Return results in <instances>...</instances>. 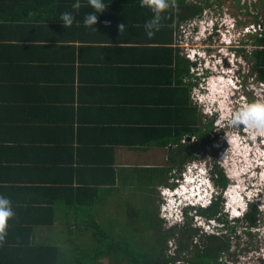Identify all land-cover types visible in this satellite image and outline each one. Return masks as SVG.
<instances>
[{
	"label": "crops",
	"instance_id": "1",
	"mask_svg": "<svg viewBox=\"0 0 264 264\" xmlns=\"http://www.w3.org/2000/svg\"><path fill=\"white\" fill-rule=\"evenodd\" d=\"M120 5L111 2L98 14V32L82 22L78 27L74 24L72 32L55 24H32V10L20 19L16 14L7 24L14 34L11 42L22 47L16 51L0 47V61L8 56L14 61L0 64V194L16 202L24 200L25 205V200L35 197L45 201L36 205L39 210L15 208L17 218L23 220L53 207L54 223L36 225V239L60 246L67 260L87 255L90 240L84 236L93 239L95 224L86 221V207L101 215L98 209L113 212L114 200L128 204L144 197L151 202L150 210L157 206L156 191L165 184L156 170L171 165L169 153L176 146L153 143L151 131L146 130L153 127L156 133L155 128L162 127L164 104L184 103L189 97V58L179 43L177 14L173 36L171 29H161L148 39L144 29L148 16ZM73 11L82 20L92 9ZM41 13L47 16L46 11ZM121 23L126 33L120 32ZM262 35L249 53L250 74L258 83L264 82ZM173 115L166 128L176 127L178 117ZM95 168L107 175L98 174L102 184H87ZM22 187L41 195L23 196ZM95 187L99 188L96 197ZM77 202L84 209L83 218L75 212ZM115 218L110 223L118 224ZM124 221V226L114 228L117 236H126L131 227L135 233L127 236L138 240V225H145V219L139 224ZM69 227L74 234L68 233ZM100 261L108 264L107 258Z\"/></svg>",
	"mask_w": 264,
	"mask_h": 264
},
{
	"label": "trees",
	"instance_id": "2",
	"mask_svg": "<svg viewBox=\"0 0 264 264\" xmlns=\"http://www.w3.org/2000/svg\"><path fill=\"white\" fill-rule=\"evenodd\" d=\"M114 1H116V3H121V9H135L134 12L142 11L143 15H150L146 9L140 8L138 0H112V2ZM261 1L264 4V0ZM72 2L73 0H0V23H3V25L0 26L2 27V32L0 33V47H10L13 49L12 51H16V48L22 47L16 45V42H11L14 41V34L7 24L9 23V20H12L16 14L17 18L20 19L19 17H23L25 12L32 10L33 14L31 16L32 18L30 19L32 24L47 23L52 26L55 24L56 26L63 27L61 22H59L60 13L63 11L74 12L72 8ZM201 2L202 0H196V2H192L193 4H191L189 0H176V7L171 10L169 18L164 21V25L161 28L163 29V32L166 29H171L173 36L175 23L174 15L177 14L178 16L177 19L179 26H181L183 23H189V19L192 20L203 9L202 5L200 4ZM87 8L88 6L86 4V0H82L81 12H85ZM43 11L47 12V16L42 15L41 12ZM98 21L100 22V19H98ZM262 25L263 30L260 34L255 35L253 44H255L257 38L261 39L263 37L262 34L264 33V21L262 22ZM20 26L24 28L23 25ZM69 30L72 32V27L69 28ZM0 64L10 65L14 64V61L12 59L10 60L8 56L2 59ZM178 66H180L178 70L181 71L182 66L180 59H178ZM190 68L191 63L189 61V78L193 76V74L190 72ZM194 85H196V83L189 81V97L184 103L164 104L162 112L163 115H165L163 117L165 119L162 121L163 124L160 129L155 128L156 133L152 132L154 130L153 127L150 128L151 130H146L147 132L151 131L153 138H151L150 141H153L152 139H154L153 143L156 142V144H161L163 148H166V146L169 145L176 146V153H169L171 165L158 168V170H156L158 174L161 172L160 182L165 185H169V174H171L172 171H175V167H177V170H180L188 161L190 162L192 160L198 159L194 151H199V148L202 147L200 151L203 152V154L207 152L206 141L207 138H209L211 131L214 129L212 122L207 126H203L202 118L198 112V108L191 100V90ZM174 112V118L178 117L176 119V123L174 124L176 127L172 126L171 129L166 128L165 124L173 120ZM147 136L148 138L151 137L149 134ZM191 137L199 138L201 143H188L187 141H189V138L191 139ZM215 153L216 151L213 150L212 154L215 155ZM200 157L201 156H199V158ZM100 169L101 170L95 168V176L92 178L91 182H88L87 184H102L101 179H97L98 174L104 176L107 174L102 168ZM218 182L223 187L227 186L228 179L223 172H221ZM10 188L13 189L14 187L10 186ZM78 189L81 191H88L87 188ZM94 189L96 191H94V196L96 197L99 188L95 187ZM21 194H23V196L24 194L27 196L30 194H35L36 196L40 193L39 191L37 192L36 189L33 190L31 188L22 187ZM36 198L37 197L32 200H25L27 201V205L24 204V200L19 202L14 201V199L12 200L15 208H20L21 210L27 212L29 211L27 207H31L34 210L41 209L40 206L36 205L44 203L45 201ZM59 201H64V199L61 198ZM80 203L77 202L75 212L77 214L81 212V214L78 216L83 218L84 209L83 207H78L81 205ZM157 208L159 211L158 205L154 207V210H150L148 206L143 211L146 221L145 228L149 231L147 238L145 239L148 240V242L155 239L153 243L144 244L141 241L137 242L139 240H134V238L131 239V237L127 236V234L126 236H119V239L113 237L110 238L106 231L101 229L99 222L94 220L95 225L94 229L92 230L93 239L90 240L94 242L93 246L86 245L88 248L85 249V254L87 255H82V257H76V259L71 260L65 259L64 252L57 244L52 242L42 243L36 239V225H52L54 223L55 212L53 211V207L49 209H43L41 215H39L41 213L40 211L34 215L31 214L27 216L25 220L16 217V219L11 222L10 228L12 230L9 228L6 240L3 243H0V264H104L100 261L103 258L108 259V264H173L174 260H181L180 257H168L166 255L165 249L168 247L166 243L167 240L175 236L179 237L177 250L179 255L182 252L188 251L194 238L200 237L202 242V246L201 244H195L194 247L196 249L194 251V255L189 259H183V261H187L189 264H223V259L220 258L221 254L226 252L230 253L231 250L230 241L227 240V236L225 234H227L226 231L229 229L232 231V233H234L235 226L230 227L229 221L222 217L221 206L219 202L213 204L207 209H200L198 211L199 215L203 217L223 221V228L220 229L222 233L216 235L206 234L202 231V229L193 227L190 219L189 221L185 222L184 226L174 225L169 227L164 233H161V222H163V220L158 218L159 212L157 211ZM243 219H245L249 226H256L259 219V211L257 209H251ZM91 223L90 226H92ZM78 226L82 229L86 228L85 226H81V224ZM84 230H87V228ZM68 233L74 234L75 229L69 227ZM145 248H147V250ZM70 251L74 252L75 250L70 249ZM233 254L234 253L231 252L230 255Z\"/></svg>",
	"mask_w": 264,
	"mask_h": 264
},
{
	"label": "clouds",
	"instance_id": "3",
	"mask_svg": "<svg viewBox=\"0 0 264 264\" xmlns=\"http://www.w3.org/2000/svg\"><path fill=\"white\" fill-rule=\"evenodd\" d=\"M111 2L112 0H86L88 8L92 11L84 13L82 20L76 19L78 11L76 13L63 11L60 13L59 22L66 29L74 24L78 27L82 22L85 28L98 32L96 27L98 14L103 13ZM138 3L140 8L150 13L145 21L144 29L147 38L152 39L161 31L164 21L169 18L171 10L176 7V0H138ZM81 4L82 0H73L72 8L79 10ZM194 21L193 27L197 28L201 25L198 20L194 19ZM108 23L110 22L105 21V24ZM118 28L121 33L127 31L123 23ZM227 37L226 42L230 43L232 38L229 35ZM198 52L203 53L202 50ZM186 55L192 64L190 72L195 76L192 78H196V85L191 90V100L203 108L205 116L211 121H216L215 125L222 131L221 140L226 141L230 147H233L230 144L235 143V138L228 132L230 130L237 132V134L234 133L235 136L239 142L241 140L245 144L242 149L246 155H241V157L248 158V164L253 163L254 169L243 174L242 176L246 179L239 181L237 178L236 180L230 179L226 170L221 168H225V165L221 162L217 163L216 157V160H213V157L209 160L198 157V159L187 162L180 170H175L173 174H170L169 185L160 187L159 192L163 201L160 204L159 214L160 218L170 227L184 226L185 222L190 219L193 227L202 229L206 234L216 235L223 228V221L199 215L200 209H207L219 202L222 217L229 222L242 220L251 209H257L259 213L264 214V158L256 159L258 154L264 155V96L256 89V85L258 84L264 92V82L258 83L255 78L252 80L251 74H244V69L247 67L242 62V69H239V73L216 72L220 76L226 75L227 78H232V81L225 82L228 88L231 87L225 94L216 92L213 96L211 93L213 90L208 88L217 81V78L211 76L210 67L205 64L204 57L195 50H189V54ZM228 101L232 104L227 111V108L222 107L221 104ZM224 109L227 113L223 111ZM220 147L216 149L221 150ZM222 155H225V151ZM221 172L228 177L229 184L232 185L228 183L225 187L220 185L218 179ZM16 217L12 198L0 194V243L6 240L11 222ZM166 243L169 246L165 249L166 255L173 257L174 237L169 238ZM173 264H185V261L174 260Z\"/></svg>",
	"mask_w": 264,
	"mask_h": 264
},
{
	"label": "rangeland",
	"instance_id": "4",
	"mask_svg": "<svg viewBox=\"0 0 264 264\" xmlns=\"http://www.w3.org/2000/svg\"><path fill=\"white\" fill-rule=\"evenodd\" d=\"M249 2V0H247V3ZM257 10V9H256ZM258 13L260 14V10L258 11ZM201 25H199V27L201 28V30H203L202 28H204V22H200ZM203 23V24H202ZM183 26H180V32H179V43H181L182 46V51L184 52V54H189V23H183ZM186 38V39H185ZM225 38H228L227 36H225ZM226 51V50H225ZM200 55L204 56L202 53L199 52ZM244 57V56H243ZM222 69V68H221ZM244 69V67H243ZM246 74L248 72V68L244 69ZM226 72L228 73L229 71L226 69ZM222 74L224 72H221ZM226 76V75H225ZM225 76H219L220 77H225ZM195 77V76H193ZM252 80H254L255 77H253L251 75ZM196 78H190V81H193L194 83H196L195 81ZM217 81H219V79H216ZM201 81V80H200ZM214 81V80H213ZM212 82V81H210ZM203 83V82H202ZM256 89L259 90L261 92V95L264 96V92L262 89H260L259 85H256ZM219 88V90L217 89ZM223 86L218 85L217 87H213L212 85L209 86L208 89H214V92H218L220 90H222ZM231 88V87H230ZM230 88H228L227 90H229ZM224 90L222 92V94H224ZM196 93H199V91ZM212 93V92H211ZM214 94L216 93H212V95L214 96ZM218 94H221L218 92ZM258 98V97H257ZM256 98V99H257ZM197 108H198V112L201 115L202 118V124L203 126H207L208 124H210L212 122V125L214 126V129L211 131L209 138H207V153H205L204 156H202V158L209 160L212 156H217L216 159L215 157H213V160L215 159L218 162H221L223 165H225L224 167H220L223 170H226L227 174L229 175L230 179L232 180H239V181H243L244 179H246V177L242 176L247 170H248V158H242V156H245L246 154L244 153V149H242V147L245 146V144H243V141L240 140V142L237 140V138H235V134H237L236 131L234 130H230L228 133H231L234 138H235V143L234 144H230L233 147H230L229 145L226 144V141L221 140L223 138L222 135V131L221 129H219V127H217L215 124L216 121H211L210 118H208L207 116H205V114L202 111V107H199V105H197L195 102L193 103ZM231 101L228 102H223L221 104L222 107H226L227 111L229 110V106L231 105ZM223 111H226L225 109ZM226 111V113H227ZM245 131V130H244ZM235 133V134H234ZM216 140V143H214V141ZM222 141V142H221ZM237 141L239 142L237 144ZM188 143H201V140L199 138H195V137H191V139H189V141H187ZM211 143H213V145H211ZM221 144L223 145L221 150L216 149L217 147H220ZM240 144V145H239ZM221 148V147H220ZM219 148V149H220ZM201 148H199V151H194L197 156H201ZM176 150V149H175ZM213 150L216 151L215 155L212 154ZM222 151V152H221ZM225 151V155H222L223 152ZM173 153L175 154L176 152L173 151ZM260 158H264V155H260L258 154L256 159H260ZM263 160V159H262ZM189 162V161H188ZM254 167V166H253ZM174 170H177V167H175ZM174 171H172L171 174H173ZM228 179V177H227ZM171 180V175L169 174V178H168V182ZM228 184H229V180H228ZM232 185V184H229ZM228 185V186H229ZM133 191V189H132ZM160 193L158 192V190L156 191L155 194V200L156 203L158 205V207L160 208V204L163 201V199L161 198L162 196L159 195ZM145 196V195H144ZM126 203H124L123 201H116L114 200L113 204L115 205L113 212H104V210H100L98 209V211L101 213V215H98L96 213L97 209L89 208L86 207L85 208V212L88 215L86 219V221H89L90 223L94 220L100 219L99 224L100 227L103 231H106L107 235L113 238H118L119 236L117 231L114 230V228H116V226L121 225L124 226V219H128L129 223L132 224H139L140 221L144 222V213L141 211H144L147 207L148 204L150 205L151 202L149 201L148 197L147 198H140V199H131L130 200V204L128 202V200H125ZM127 204V205H126ZM142 204V205H141ZM154 206V205H153ZM116 209V210H115ZM137 211V212H136ZM158 211V208H157ZM159 212V211H158ZM158 214V213H157ZM159 216V215H158ZM116 217V218H115ZM115 218V220L118 222L117 223H110V219ZM162 224V230L161 233H164L170 226L166 223V221L163 220V222H161ZM192 224V222H191ZM131 226V225H129ZM140 227V236L141 238H139L137 242H142V243H153L155 241V239L152 241L150 240V242H148V240H145L143 237L146 236L148 234V230L145 228V225H138ZM229 226H235V232L232 233V231L229 229L226 231L227 234H225L227 237V240L230 241V253L226 252V253H222L221 254V259H223V264H264V214L259 213V219L257 221V225L256 226H249L247 224V222L245 221V219L243 220H239V221H235V222H229ZM137 227V226H135ZM130 230H126V234L127 235H132L135 232L131 230V227H129ZM122 233H124V231H122ZM222 232H217V234H221ZM85 239H89L92 240V235H85L84 236ZM109 238V240H110ZM178 238L179 237H174V248H175V252L173 254V256H178L180 257L181 261H183V259H189L194 255V251H195V244H201L202 246V242L200 237L194 238L192 241V245H190L188 251L182 252L180 255L178 253ZM92 241H87V245L93 246ZM169 247V246H168ZM148 248V247H147ZM147 248H145L147 250ZM232 253H234L233 255H230ZM219 258V259H220ZM185 264H189L187 261H185Z\"/></svg>",
	"mask_w": 264,
	"mask_h": 264
},
{
	"label": "flooded vegetation",
	"instance_id": "5",
	"mask_svg": "<svg viewBox=\"0 0 264 264\" xmlns=\"http://www.w3.org/2000/svg\"><path fill=\"white\" fill-rule=\"evenodd\" d=\"M189 2L193 4L196 0ZM200 4L203 9L192 20L205 24L201 30L200 27L191 26L192 20L189 19V50H195L196 53L202 50L204 62L209 65L213 78H219L217 71L226 73V69L228 73H239L242 62L248 68L247 74H250L249 53L255 35H246L243 30L257 22V15L252 12L256 11L257 5L253 0L248 3L242 0H202ZM227 35L232 38L230 43L226 42ZM205 153L202 152L201 157Z\"/></svg>",
	"mask_w": 264,
	"mask_h": 264
},
{
	"label": "built area",
	"instance_id": "6",
	"mask_svg": "<svg viewBox=\"0 0 264 264\" xmlns=\"http://www.w3.org/2000/svg\"><path fill=\"white\" fill-rule=\"evenodd\" d=\"M247 0H242V2H246ZM254 3L257 5V10L256 11H252L255 12V14L257 15V22L252 24V25H248L244 28L243 33L248 35V34H253V35H258L261 33V31L263 30V18H264V4L261 0H253ZM260 10V14L258 13V11ZM195 23L194 20L191 21V26H193ZM183 25H181L182 27ZM190 57H192L191 55H189Z\"/></svg>",
	"mask_w": 264,
	"mask_h": 264
},
{
	"label": "bare ground",
	"instance_id": "7",
	"mask_svg": "<svg viewBox=\"0 0 264 264\" xmlns=\"http://www.w3.org/2000/svg\"><path fill=\"white\" fill-rule=\"evenodd\" d=\"M223 74H225V72H224ZM229 77H230V76H229ZM231 79H232V78H227L226 76H225V77H220V78H219V81H216L212 86H213V87H217L218 85H221L222 83H224V85H221V86H223L222 90H220V91H218V92L222 94V92H223V90H224V91H225L224 94H225L226 91H227V88H228V85H226L225 82H228V81L231 82V81H232ZM217 89L219 90V88H217ZM212 90H213L212 93H216V92H214V89H212ZM214 95H215V94H214ZM235 138H237V136H236ZM237 140H238V138H237ZM238 141H239V140H238ZM238 141H237V144L239 143ZM239 145H240V144H239ZM253 166H254L253 163H252L251 165H249V166H248V170H247L246 172L252 171V170L254 169ZM246 172H245V173H246ZM245 173H244V174H245Z\"/></svg>",
	"mask_w": 264,
	"mask_h": 264
},
{
	"label": "water",
	"instance_id": "8",
	"mask_svg": "<svg viewBox=\"0 0 264 264\" xmlns=\"http://www.w3.org/2000/svg\"><path fill=\"white\" fill-rule=\"evenodd\" d=\"M190 139V138H189Z\"/></svg>",
	"mask_w": 264,
	"mask_h": 264
}]
</instances>
